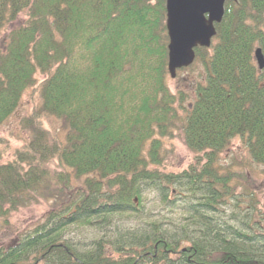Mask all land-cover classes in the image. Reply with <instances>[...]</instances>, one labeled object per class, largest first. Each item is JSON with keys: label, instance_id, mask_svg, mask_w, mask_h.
<instances>
[{"label": "trees", "instance_id": "trees-1", "mask_svg": "<svg viewBox=\"0 0 264 264\" xmlns=\"http://www.w3.org/2000/svg\"><path fill=\"white\" fill-rule=\"evenodd\" d=\"M165 21V0H0V32L18 22L0 47V125L40 72V112L65 129L56 138L35 112L24 146L0 159V220L53 201L0 247V264H264L250 174L220 162L239 138L264 165V67L254 55L264 56V0L225 3L210 46L181 68H203L182 114L166 85ZM174 130L196 153L178 172L160 168ZM147 192L182 220L145 213ZM75 224L96 233L68 237Z\"/></svg>", "mask_w": 264, "mask_h": 264}, {"label": "rangeland", "instance_id": "rangeland-1", "mask_svg": "<svg viewBox=\"0 0 264 264\" xmlns=\"http://www.w3.org/2000/svg\"><path fill=\"white\" fill-rule=\"evenodd\" d=\"M24 15H21L18 22H22ZM17 23L7 24L0 32V47L5 45L6 36L9 30L16 26ZM203 68L199 62L187 69L177 71L175 77H171L167 73L166 85L171 93L183 97L182 103L176 102L175 106L179 113L182 114L186 105L193 100V89L197 81L203 76ZM45 78L43 73L37 72L36 81L33 86L27 88L21 97L17 109L0 125V159L1 161L11 160L15 156V152L22 148L29 138V130L25 127L27 119L35 112L40 115L41 124L56 138L63 139L64 131L60 119L40 112V90L39 83ZM239 138L232 140L229 150L222 153L220 162L227 160L233 164V170H247L250 184L256 192L258 201L256 207L258 211L264 215V165L250 161L246 150H242ZM164 145L160 147V168L165 171L178 172L187 168L196 158V153L187 148L184 144L183 136L179 130H174L171 136L164 139ZM221 157V156H220ZM229 164V165H231ZM37 198V197H36ZM52 199L44 197L37 198L30 203L15 209L8 217V220H0V247L6 246L12 242L19 234L33 227L38 221L42 220L44 213L52 205ZM144 212L155 218L169 219L175 222L182 220L184 212L182 210L171 211L163 207L158 200L156 193L147 192L144 195ZM258 216V215H257ZM123 223H134L135 219L123 216ZM140 220V217H136ZM117 222L114 220L113 224ZM93 228L90 226L71 225L68 227L66 235L73 236L74 239H86V236L94 234ZM86 237V238H85Z\"/></svg>", "mask_w": 264, "mask_h": 264}, {"label": "water", "instance_id": "water-1", "mask_svg": "<svg viewBox=\"0 0 264 264\" xmlns=\"http://www.w3.org/2000/svg\"><path fill=\"white\" fill-rule=\"evenodd\" d=\"M227 1L236 0H165L166 31L168 36L167 68L171 77L177 69L191 65L195 48L209 47L216 33L215 24L224 16ZM258 68L264 67V56L256 48Z\"/></svg>", "mask_w": 264, "mask_h": 264}]
</instances>
